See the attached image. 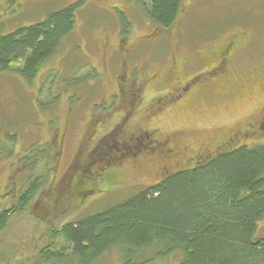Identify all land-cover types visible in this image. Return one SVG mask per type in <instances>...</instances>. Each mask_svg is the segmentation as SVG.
Masks as SVG:
<instances>
[{"label": "rangeland", "instance_id": "1", "mask_svg": "<svg viewBox=\"0 0 264 264\" xmlns=\"http://www.w3.org/2000/svg\"><path fill=\"white\" fill-rule=\"evenodd\" d=\"M73 1H10L0 35ZM140 1H76L72 30L32 77L0 72V211L40 183L0 231V264H51L39 254L51 243L49 228L109 209L222 146L264 144V78L256 79L264 75V0H182L166 28L148 20L149 4ZM242 31L249 39L241 46L230 36ZM230 40L239 44L226 55ZM180 81L191 83L185 94L174 91ZM139 136L146 153L134 155ZM74 163L97 179L83 181L82 201L67 198L49 211ZM78 172L68 174L73 186ZM256 236H264V220ZM56 245L69 253L62 239ZM153 256L150 264H178L181 253ZM91 264H121L119 248Z\"/></svg>", "mask_w": 264, "mask_h": 264}, {"label": "trees", "instance_id": "2", "mask_svg": "<svg viewBox=\"0 0 264 264\" xmlns=\"http://www.w3.org/2000/svg\"><path fill=\"white\" fill-rule=\"evenodd\" d=\"M146 1L145 14L152 24L163 28L173 24L179 0ZM73 26L74 7L68 6L38 22L12 27L0 35V72L13 70L32 77L58 51L63 35ZM74 167L79 172L73 186L68 174ZM93 179L88 168L74 163L59 181L57 196L47 202L48 210L57 209L55 205L67 198L82 201L87 193L81 188ZM38 186L36 178L15 197L12 207L0 211V231L9 214L24 209ZM261 220L264 144H228L193 165L163 175L109 209L49 228L51 243L39 254L44 263L91 264L116 245L121 264H150L153 255L165 257L174 251L181 253L178 264H264V236H256ZM58 239L70 248L69 253L57 248ZM150 247L156 252L147 256Z\"/></svg>", "mask_w": 264, "mask_h": 264}, {"label": "flooded vegetation", "instance_id": "3", "mask_svg": "<svg viewBox=\"0 0 264 264\" xmlns=\"http://www.w3.org/2000/svg\"><path fill=\"white\" fill-rule=\"evenodd\" d=\"M10 1H13V0H0V14L1 13H3V12H5V11H8L9 10V5H8V3L10 2ZM76 1H79V0H74L71 4H69L68 6H73L74 7V9H75V2ZM135 2H141L140 0H134ZM181 1L182 0H179V3H181ZM194 1H197V0H190L189 2H187V4L188 5H191L192 3H194ZM198 1H200V2H204V1H206V0H198ZM209 1V0H208ZM227 2H229L228 0H226ZM7 3V4H5L6 6L5 7H3L2 5H1V3ZM236 2V1H235ZM12 6V5H11ZM67 6V7H68ZM14 9L15 10H17V8L16 7H14ZM261 30V33H260V37H262V38H264V26L260 29ZM237 36H240V40H241V46L244 44V43H246L247 41H248V39H249V35L247 34V32L246 31H242V32H240V33H234V34H232V36H230V38H235V37H237ZM239 43H237V41L236 40H230V41H228V42H226V43H224V44H222V46H223V48H224V50L223 51H226V55L229 53V51H232L234 48H236L237 47V45H238ZM262 63H263V65L261 66V68H263L264 69V58H262ZM220 71H222V69H219L218 70V72H220ZM217 73V72H216ZM236 76V75H235ZM195 78V77H194ZM263 78H264V75L263 76H260V75H257V80H258V82L260 83V82H262L263 81ZM256 79H253V81H255L256 82ZM124 81H126V80H124ZM178 83V85L174 88V91H177V90H183V93L185 94V93H187V90L189 89V87L191 88V83L190 84H187L186 83V81H184V82H176V84ZM256 85H257V83H255ZM118 86H120V85H118ZM258 86V85H257ZM121 87V86H120ZM119 87V88H120ZM192 89H190V91H191ZM181 95V94H180ZM137 139H136V141H134L136 144L137 143H139L138 144V147L136 146V145H132L131 147H133V148H135V149H137L136 151H135V153H134V155L137 153V154H139V155H142V152L143 151H145V153H146V149H145V146L146 145H141V143H143L144 142V139L141 137V136H139V137H136ZM140 138V139H139ZM130 141V140H129ZM138 141V142H137ZM140 141V142H139ZM149 144V143H148ZM150 145V144H149ZM156 145H158L156 148H159V147H161L162 146V144L161 143H157L156 142ZM139 146H142L143 148H139ZM151 148H153L152 146H150ZM142 149V150H141ZM155 151V150H154ZM87 195V194H86Z\"/></svg>", "mask_w": 264, "mask_h": 264}]
</instances>
